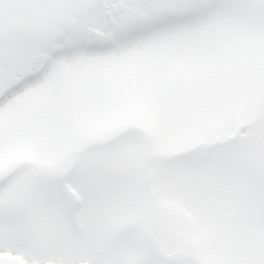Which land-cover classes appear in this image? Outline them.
Returning a JSON list of instances; mask_svg holds the SVG:
<instances>
[{
    "label": "snow or ice",
    "instance_id": "1",
    "mask_svg": "<svg viewBox=\"0 0 264 264\" xmlns=\"http://www.w3.org/2000/svg\"><path fill=\"white\" fill-rule=\"evenodd\" d=\"M100 186L108 264H264V0H0V264Z\"/></svg>",
    "mask_w": 264,
    "mask_h": 264
},
{
    "label": "rangeland",
    "instance_id": "2",
    "mask_svg": "<svg viewBox=\"0 0 264 264\" xmlns=\"http://www.w3.org/2000/svg\"><path fill=\"white\" fill-rule=\"evenodd\" d=\"M211 186L197 183L193 190ZM70 191L74 205L53 208L42 218L40 247L24 264H108L118 247L135 234L137 222L117 220L123 202L116 190L100 186L87 199L76 189Z\"/></svg>",
    "mask_w": 264,
    "mask_h": 264
}]
</instances>
